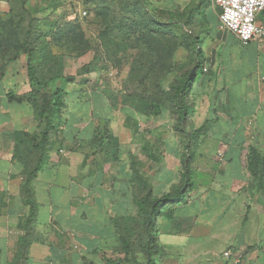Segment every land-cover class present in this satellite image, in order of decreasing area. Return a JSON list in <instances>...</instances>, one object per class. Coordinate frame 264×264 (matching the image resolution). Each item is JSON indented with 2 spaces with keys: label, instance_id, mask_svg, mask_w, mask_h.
<instances>
[{
  "label": "crops",
  "instance_id": "0c3cea01",
  "mask_svg": "<svg viewBox=\"0 0 264 264\" xmlns=\"http://www.w3.org/2000/svg\"><path fill=\"white\" fill-rule=\"evenodd\" d=\"M50 1L0 0V15L40 4L45 18ZM202 1L203 71L184 134L168 110L147 115L122 103L126 93L76 89L30 180L42 128L29 101L10 97L32 90L27 53L0 54V264H147L149 241L151 264H264V168L249 169L251 148L264 152V44L242 43ZM176 191L182 201L149 236L137 203Z\"/></svg>",
  "mask_w": 264,
  "mask_h": 264
},
{
  "label": "rangeland",
  "instance_id": "374dc122",
  "mask_svg": "<svg viewBox=\"0 0 264 264\" xmlns=\"http://www.w3.org/2000/svg\"><path fill=\"white\" fill-rule=\"evenodd\" d=\"M197 5L196 0H51L45 6L51 13L45 18L38 17L44 9L40 4L20 9L14 17L0 15V54L12 58L26 53L18 46L33 20L30 45L37 46L32 62L43 81L59 74L70 78V91L133 92L164 98L171 105L175 77L196 62L194 42L202 38L203 23L195 13ZM40 21L55 25L54 32L42 40L37 35ZM22 58L26 61L27 54ZM5 70L0 67V75ZM49 91V87L41 89L39 99Z\"/></svg>",
  "mask_w": 264,
  "mask_h": 264
},
{
  "label": "trees",
  "instance_id": "16d2710c",
  "mask_svg": "<svg viewBox=\"0 0 264 264\" xmlns=\"http://www.w3.org/2000/svg\"><path fill=\"white\" fill-rule=\"evenodd\" d=\"M200 3H203L202 0H199ZM197 5V7H199ZM158 11L173 15V12L170 10H166L163 8H158ZM179 14V11H177ZM157 19L160 16H156ZM161 22V20H160ZM164 23V22H163ZM33 20L30 21L29 30L25 33L23 38V44H20L18 47L19 50L26 51L28 54L27 62V72L29 76V81L31 84L32 90L26 95L17 96L15 94H11V100L17 102L29 101L35 108L36 118L39 121V124L42 128L41 133L33 136V140H38L37 146L40 148V156L37 159L36 166L31 169V173L29 174V180L32 179L33 175L41 169L42 165L46 161V156L48 152V146L50 143V133L55 128L57 124V118H60V113L62 109L66 106V97L70 94V90H68V83L70 82L69 77H63L59 74L49 78L47 81H43L37 74V69L34 63V53L36 51V46L30 45V39L33 34ZM38 38L40 40L50 36L55 29V25H48L45 22L40 21L38 24ZM202 38H197L194 42L196 45V62L194 66L187 70L184 74H178L175 77L176 83L172 84V88H174L172 98L175 101L170 102L166 101L164 98H157L154 96H148L145 94H135L133 92H128L122 96V103L128 104L135 108L137 111L147 114V115H158L162 112V110L170 109L171 113L175 117L174 125L177 130L181 131L183 134L185 132V125L189 115L193 112V107L188 102V97L192 93V87L196 82V79L200 72L203 71V60H202ZM15 46V45H14ZM17 58V55L14 56ZM51 59H55V57H51ZM62 78V83L58 85V80ZM46 87L50 88L49 93L44 95V99L40 100L38 94L41 93V89ZM166 94H170V92H166ZM176 105V106H175ZM204 131V127L197 129L195 132L191 134L193 138L196 134L198 135L200 132ZM32 140V141H33ZM187 161V159H186ZM261 165L264 168V152H261L257 148L253 147L249 153V169L253 173L256 168ZM187 173V172H185ZM184 173V174H185ZM186 175V174H185ZM187 176V175H186ZM187 178V177H186ZM186 186V184L184 185ZM29 189V188H28ZM179 191L174 193L164 194L162 197L157 198L152 196L149 192L146 194L137 204L139 206V215L142 218V222L148 226L149 236L152 229L156 228V217L159 215H168L172 216V210L169 209L170 202L179 203L182 200L177 198ZM164 208V210H163ZM162 209V210H161ZM147 254H148V263L151 264L152 256L155 253V244L153 241H149L146 244ZM111 264H119V262L111 261Z\"/></svg>",
  "mask_w": 264,
  "mask_h": 264
},
{
  "label": "built area",
  "instance_id": "2783aa9c",
  "mask_svg": "<svg viewBox=\"0 0 264 264\" xmlns=\"http://www.w3.org/2000/svg\"><path fill=\"white\" fill-rule=\"evenodd\" d=\"M211 1L219 10L221 25L234 33L242 43L257 41L264 44V24L257 22L258 15L264 11V0ZM83 15H87V11ZM230 255L231 251L224 252L225 257Z\"/></svg>",
  "mask_w": 264,
  "mask_h": 264
}]
</instances>
